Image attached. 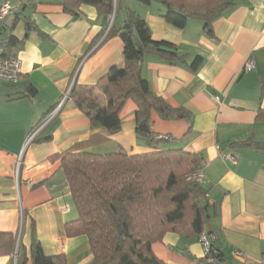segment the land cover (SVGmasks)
I'll use <instances>...</instances> for the list:
<instances>
[{
  "label": "crops",
  "instance_id": "crops-1",
  "mask_svg": "<svg viewBox=\"0 0 264 264\" xmlns=\"http://www.w3.org/2000/svg\"><path fill=\"white\" fill-rule=\"evenodd\" d=\"M120 1L112 23L113 17L92 6H82L74 17L61 0H0V7H20L4 21L1 39L20 41L6 52L22 61L17 83L0 82V233H19L25 254L0 257V264H31L32 223L46 255L90 264L87 237L66 234L67 224L79 214L62 159L77 153L138 156L154 151L136 134L134 100L121 112L120 131L110 134L92 129L69 98L75 84L94 87L112 67L123 65V41L108 35L114 22L124 25L127 10L145 20L153 40L169 42L186 56L185 63L175 65L155 56L144 60L143 76L154 95L191 113V119L166 121L152 112V131L164 139L159 149L201 158L202 186L216 206L212 230L223 260L264 264V0H233L234 6L213 24V38L197 20L182 29L167 23L160 4ZM26 19L34 30L27 31ZM197 56L203 64L193 72L189 65ZM250 59L255 69L244 72ZM51 115L38 132L51 140L27 144ZM152 250L165 264H205L198 237L170 232ZM236 251L245 254L244 261L234 259Z\"/></svg>",
  "mask_w": 264,
  "mask_h": 264
},
{
  "label": "trees",
  "instance_id": "trees-1",
  "mask_svg": "<svg viewBox=\"0 0 264 264\" xmlns=\"http://www.w3.org/2000/svg\"><path fill=\"white\" fill-rule=\"evenodd\" d=\"M138 1L146 6L162 5L165 21L180 29L189 20L202 22L206 35L211 38L213 24L234 6L233 0ZM60 4L74 17L82 6H92L111 18L122 8L120 0H61ZM126 25L129 29H125ZM26 29L28 32L35 29L30 19H26ZM113 36L123 41V65L112 67L94 87L75 84L69 98L89 119L92 129H105L110 134L120 131L121 112L129 100H134L138 108L136 134L154 151L138 156L90 153L65 156L61 168L79 214L76 221L67 224L66 234L87 237L93 254L90 264H165L154 254V244L170 232L188 238L204 232L212 235V220L217 215L207 190L191 177L202 170L201 158L181 150H160L164 139L151 126L152 112L166 121L191 119V113L173 108L154 95L143 76L144 60L155 56L175 65L185 63L186 56L179 55L169 42L153 40L145 20L132 10L126 11L122 27L114 22L108 37ZM18 42L14 36L2 39L5 50ZM202 64L203 58L197 56L189 67L197 72ZM35 92L32 87L30 94ZM260 117L264 118V112ZM51 138L49 135L41 139L37 135L33 141ZM19 237V233H0V257L19 253L25 257ZM30 260L31 264H68L65 255L45 254L34 223Z\"/></svg>",
  "mask_w": 264,
  "mask_h": 264
},
{
  "label": "built area",
  "instance_id": "built-area-1",
  "mask_svg": "<svg viewBox=\"0 0 264 264\" xmlns=\"http://www.w3.org/2000/svg\"><path fill=\"white\" fill-rule=\"evenodd\" d=\"M19 10V6H13L7 3L1 5L0 7V82L7 84H14L20 80L22 75V61L18 58H13L6 54V50L2 45L1 30L4 21L8 17L17 14ZM255 66L256 65L254 60L250 59L247 60L244 64L243 70L244 72H251L255 69ZM52 118L53 115L48 117L44 121V123L30 135L27 144L35 139V137L38 135L39 130L43 126H45ZM191 177L196 178L200 183H202V170L192 174ZM198 241L203 247L205 264H229L225 260L220 259V251L218 250L216 245V248L213 247V244H216L217 241L215 234L208 235L204 232L198 236ZM234 259L237 261H244L245 254L241 251H236L234 253Z\"/></svg>",
  "mask_w": 264,
  "mask_h": 264
},
{
  "label": "water",
  "instance_id": "water-1",
  "mask_svg": "<svg viewBox=\"0 0 264 264\" xmlns=\"http://www.w3.org/2000/svg\"><path fill=\"white\" fill-rule=\"evenodd\" d=\"M114 18H115V14H114V16H113L112 23H113V21H114ZM125 29H129V25H126V26H125ZM19 239H20V237H19Z\"/></svg>",
  "mask_w": 264,
  "mask_h": 264
}]
</instances>
